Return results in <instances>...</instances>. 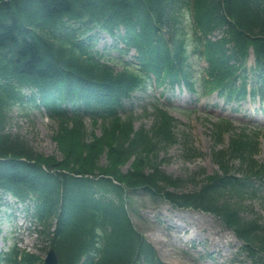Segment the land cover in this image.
Here are the masks:
<instances>
[{
  "label": "trees",
  "instance_id": "16d2710c",
  "mask_svg": "<svg viewBox=\"0 0 264 264\" xmlns=\"http://www.w3.org/2000/svg\"><path fill=\"white\" fill-rule=\"evenodd\" d=\"M101 32L122 57L95 49ZM215 33L221 37L211 39ZM251 47L255 63L245 67ZM132 48L136 62L122 59ZM193 58L208 61L206 72H197ZM154 78L230 99L245 96L251 83L253 97L264 99V0H0V194L34 206L59 264H166L133 223L129 197L136 192L214 216L242 242L247 261L264 264V223L245 216L244 206L264 200L260 133L237 132L218 118L214 138L221 143L230 134L228 146L213 149L220 172L203 184L168 174L160 152L179 143L176 120L156 102L151 127L136 129L128 110ZM15 107L47 112L61 158L6 132ZM87 120L100 125V135ZM195 155L191 148L186 157ZM189 183L199 187L177 191ZM18 255L12 246L0 264L41 262Z\"/></svg>",
  "mask_w": 264,
  "mask_h": 264
},
{
  "label": "rangeland",
  "instance_id": "374dc122",
  "mask_svg": "<svg viewBox=\"0 0 264 264\" xmlns=\"http://www.w3.org/2000/svg\"><path fill=\"white\" fill-rule=\"evenodd\" d=\"M112 46H114L113 40L108 35L100 36L97 43L98 49H109ZM109 57L122 56L111 51ZM125 58L129 59L130 55ZM193 60L198 63L197 72L205 67V62L200 63L199 60L196 62V58ZM252 60L253 56L249 58L250 63ZM200 76L196 75V79ZM199 83L198 81L197 85ZM162 90L163 88L157 91L150 89L147 92L134 94V105L129 107V113H132L136 129L151 127L153 120L151 104L155 102L154 97ZM164 94L173 98L174 106L186 107L191 111L179 109L170 111L177 122L176 132L179 143L160 152V157L164 160L162 169L174 177L194 178L197 183L203 184L204 178L220 171L219 165L213 160L214 147L223 149L228 146L230 139V134L225 135L221 143L214 138L212 129L217 119L215 115L209 114V111L212 110L218 115L221 112L229 114L228 110L237 107L238 102L232 101L230 106H227L225 99L219 98L214 93L196 103L197 97L183 85L176 86L173 93L166 89ZM237 114V116H232L237 132H240V129H249L245 125L250 122L257 123L260 120L258 123L262 126L257 131L260 133L261 146L257 158L264 159V103L260 100L251 101L250 98H246L241 102V108ZM10 117L12 119L6 132L23 137L38 152L62 157L53 139L57 125L44 112L24 113L19 107H15L10 112ZM87 125L90 132L101 134L100 125L95 126L89 120ZM250 128L252 129L251 126ZM191 148L195 149L198 155L190 159L186 155ZM102 162H105V157ZM235 165L238 166V163L235 162ZM129 166L130 163L124 166L123 171H127ZM196 185L189 183L177 191L194 190L199 187ZM259 193L264 197V187L259 190ZM5 200L10 202L8 198ZM129 200L134 225L155 245L163 262L168 264H250L249 261L238 256L240 240L231 231L224 229L214 216L191 209L176 210L167 202L154 199L143 192L132 194ZM244 206L248 212L245 216L249 215L248 218H250L255 213L264 223V200L255 198L247 201ZM0 207V252L8 249L14 242H19L27 252L36 253L45 258L47 253L42 250L44 244L35 226H32L31 232L29 228L22 231L19 219L8 218L7 213H13L12 209L2 204ZM29 221L31 222L30 218L27 220V226H29ZM238 257L239 259H236Z\"/></svg>",
  "mask_w": 264,
  "mask_h": 264
},
{
  "label": "water",
  "instance_id": "95a60500",
  "mask_svg": "<svg viewBox=\"0 0 264 264\" xmlns=\"http://www.w3.org/2000/svg\"><path fill=\"white\" fill-rule=\"evenodd\" d=\"M57 255L54 250H51L47 257V264H57Z\"/></svg>",
  "mask_w": 264,
  "mask_h": 264
}]
</instances>
